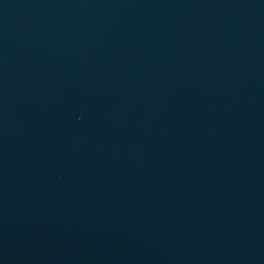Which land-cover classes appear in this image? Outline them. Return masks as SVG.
Returning <instances> with one entry per match:
<instances>
[{"label":"water","instance_id":"obj_1","mask_svg":"<svg viewBox=\"0 0 264 264\" xmlns=\"http://www.w3.org/2000/svg\"><path fill=\"white\" fill-rule=\"evenodd\" d=\"M0 264H264V0H0Z\"/></svg>","mask_w":264,"mask_h":264}]
</instances>
